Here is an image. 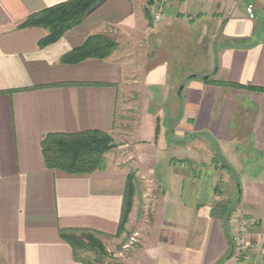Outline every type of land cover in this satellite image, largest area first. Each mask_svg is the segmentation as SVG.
I'll use <instances>...</instances> for the list:
<instances>
[{"label":"crops","instance_id":"obj_1","mask_svg":"<svg viewBox=\"0 0 264 264\" xmlns=\"http://www.w3.org/2000/svg\"><path fill=\"white\" fill-rule=\"evenodd\" d=\"M67 1L0 0V264H83L62 231L120 239L130 167L69 175L45 166L41 143L56 133L113 138L128 89L140 97L129 146L137 192L126 229L138 220L142 237L128 263L264 264V170L242 167L264 160V91L251 89L264 90V0H169L156 25L146 15L152 0H101L44 48L47 30L19 29ZM169 28L185 30L175 36L183 50L155 46ZM93 35L117 49L104 60L61 62ZM201 42L212 48L196 54ZM214 144L233 172L212 163ZM237 212L253 221L261 243L241 260L232 241Z\"/></svg>","mask_w":264,"mask_h":264},{"label":"trees","instance_id":"obj_2","mask_svg":"<svg viewBox=\"0 0 264 264\" xmlns=\"http://www.w3.org/2000/svg\"><path fill=\"white\" fill-rule=\"evenodd\" d=\"M101 0H69L65 3L45 9L30 16L19 29L43 28L47 36L40 41V48L47 47L60 40L68 31L78 27L88 13ZM117 49L114 40L104 35H93L67 53L61 60L64 64H77L89 59L104 60ZM252 90L264 91L256 88ZM113 139L109 133L86 131L76 134H49L41 143L44 164L48 169L60 170L69 175H88L105 170L106 153L113 147ZM212 163L231 171L230 165L216 144L213 146ZM135 173L130 172L124 195L122 218L118 236L125 230L135 196ZM61 238L74 251L75 259L83 264H91L82 254L88 251L106 255L105 247L99 235L91 231L67 230L61 232Z\"/></svg>","mask_w":264,"mask_h":264},{"label":"rangeland","instance_id":"obj_3","mask_svg":"<svg viewBox=\"0 0 264 264\" xmlns=\"http://www.w3.org/2000/svg\"><path fill=\"white\" fill-rule=\"evenodd\" d=\"M151 10V9H150ZM150 10H146V15L148 19H151L152 24H158V23H154L152 20V15H151V11ZM164 15V14H163ZM163 18V17H162ZM162 20V19H161ZM214 19L212 18V20L210 19V23L208 24V30L206 29V33L209 34L210 36V43L213 45V39L215 36V31L218 29L216 26L215 21H213ZM161 22V21H160ZM199 29L195 28V32H189V34L187 33V35H190L189 37H192V33L195 36V39L197 40V38H199V36H201L202 33V26L198 27ZM172 28H169L165 31H161L159 32V35H157V39H156V44L155 46L158 48H163V49H176L178 43L180 44V47L182 48V50L184 49V46H186V42H183L181 44L180 39L176 38L175 36H177V34H179V36H185L186 32L183 29H175L174 31L171 30ZM217 32V31H216ZM218 33V32H217ZM115 41V40H114ZM115 43L118 44L116 41ZM125 44L126 42L121 41V44ZM127 46H124V48L126 47L127 50H130L133 45L126 43ZM207 45V46H206ZM209 45V46H208ZM154 46V43H153ZM194 50L195 53L197 54V52H201L204 49H208L212 48V46H210V44L206 43V42H201V43H196L194 46ZM205 51V50H204ZM153 53V51H152ZM136 55V53H133ZM155 53H153L152 55H150L151 58H155ZM132 64H134V62L138 63L140 62V60L138 59H132ZM207 62V59L205 58H201V59H196V63H200V64H205ZM196 66H198L196 64ZM203 75H201L200 77H202ZM140 76H136L135 79L139 78ZM134 79V78H133ZM140 92H138V90L136 89H132V91H130L129 89L127 91H124L122 93V97L121 99H124V105L121 104V108H120V114L119 117L120 119L118 120V127L116 129V132L114 134L113 139V147L112 149H110L107 153H106V163H105V170L106 169H111L113 167H117V168H123L124 166H128L130 167V172H134L135 173V195L137 192V184H136V180H137V174L134 171L135 169V163L132 160V156H131V149L129 146H131L132 143V131L134 128V122L136 120V116L138 114V102L137 100L139 99ZM239 150L241 151V148H239ZM239 151V152H240ZM213 153V150H212ZM242 157V156H241ZM244 158V157H242ZM243 168L246 169V171L248 172H252V173H257L259 171H263L264 170V160L262 155L260 154L258 156V160L253 159L252 161H250L249 163L245 162L243 163ZM139 189V188H138ZM148 192V190H147ZM152 197L156 196L157 194H155V190H153L151 193ZM135 197V196H134ZM159 198V197H158ZM152 199V198H151ZM150 217H152V214L150 213ZM152 219V218H151ZM128 224V222H127ZM126 224V226H127ZM139 221L136 220L134 222V225L130 228V229H126L123 231V233L118 236L120 237V239H118L117 241L115 240H110V239H106L103 237H99L100 240L102 241L104 247H105V251H106V255H102L99 253H95L92 251H88L82 254V258H85L86 260H88L91 264H129V259L131 257L134 256V254L138 251L139 247H140V242L142 237H140L139 234ZM235 255H237L235 253ZM238 260L244 259L241 258L240 256L237 255Z\"/></svg>","mask_w":264,"mask_h":264},{"label":"built area","instance_id":"obj_4","mask_svg":"<svg viewBox=\"0 0 264 264\" xmlns=\"http://www.w3.org/2000/svg\"><path fill=\"white\" fill-rule=\"evenodd\" d=\"M168 2L169 0H152L150 9L154 23L161 21ZM234 218L235 234L232 241L235 253L241 258H246L252 252L258 253L261 243L250 232L253 221L241 212H237Z\"/></svg>","mask_w":264,"mask_h":264}]
</instances>
